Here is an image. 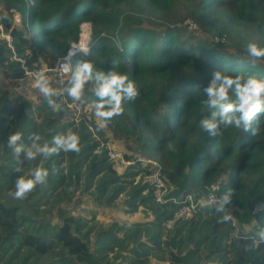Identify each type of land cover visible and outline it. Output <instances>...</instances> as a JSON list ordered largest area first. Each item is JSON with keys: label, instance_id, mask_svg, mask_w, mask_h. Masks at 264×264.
Returning <instances> with one entry per match:
<instances>
[{"label": "trees", "instance_id": "trees-1", "mask_svg": "<svg viewBox=\"0 0 264 264\" xmlns=\"http://www.w3.org/2000/svg\"><path fill=\"white\" fill-rule=\"evenodd\" d=\"M3 1L9 8L18 9L26 24L15 25L10 9V21L0 22L12 38L10 44L0 37L2 73L13 80L25 78L21 60L28 58L27 51L32 53L29 63L42 58L53 64L67 54L71 41H78L81 24H92L91 52L87 56L77 53L72 64L91 60L97 70L114 68L136 83L139 96L124 104L123 114L114 117L109 126L117 134L133 136L137 144L129 148L141 154H126L132 164L118 173L105 152L94 153L98 144L94 134L103 133L94 124V110L86 107L96 99L92 84L86 85L82 103L66 96L55 97L62 105L59 113L48 107L44 97L34 104L25 94L13 93L0 84L1 191L13 195L18 176H26L36 167L49 169L46 184L37 186L25 199H0V264H118L119 252L123 251L129 252L132 263L140 264L145 259L152 264L148 256L160 252L158 260L164 264H264L260 257L264 256V243L258 252H244V246L264 226V211L256 210L257 203L264 200V116L256 136L230 127L211 138L199 126L200 119L210 116L211 110L203 103V88L214 71L264 79V63L253 66L248 56L235 55L206 39L185 37L168 24L147 27L132 22L131 14L120 13L123 7L166 12L178 0ZM195 1L194 17L210 24V30L216 24L214 19L221 18L226 24L245 28L264 47V0ZM220 29L211 32H226L224 27ZM70 103L84 110L81 116L76 114L78 120L67 119L72 113ZM68 130L80 137L78 154L61 151L49 158L38 154L29 161L22 152L17 160L7 147V137L15 131L23 132L25 145L32 144L30 133H38V144L51 146L53 136ZM146 155L156 158L154 169L143 167ZM17 165L22 171H13ZM158 169L167 183L165 196L169 200L156 201L152 189L146 190L148 182L140 179L125 202L131 212L142 210L152 218L124 227L116 223L100 228L93 242L89 234L94 225H88L86 216L60 211V219L54 224L40 212L41 202L55 196L69 200L72 190L81 186L92 188L96 201L112 204L126 190L127 178ZM221 177L220 195L229 188L234 190L233 202L227 206L232 210V221L219 222L224 213H217L213 203L188 218L177 219L170 227L165 225L187 193L200 197ZM254 221V229L247 230L245 225ZM204 248L208 251L203 256L205 261L200 255ZM109 252L115 253L109 256Z\"/></svg>", "mask_w": 264, "mask_h": 264}, {"label": "clouds", "instance_id": "clouds-1", "mask_svg": "<svg viewBox=\"0 0 264 264\" xmlns=\"http://www.w3.org/2000/svg\"><path fill=\"white\" fill-rule=\"evenodd\" d=\"M2 21H10L8 13L0 14V22ZM2 26L0 23V27ZM80 37L78 41L69 43L67 54L57 61L55 70L59 73V80L55 83L63 86L60 91L58 92L53 87L54 82L37 64L33 65L36 77L34 86L47 101L48 107L53 112L59 113L63 109L55 97L66 96L73 101L82 103L86 85L92 84L91 91L96 99L91 103V107L95 117L99 119L97 129L102 130L114 117L123 114L124 104L136 100L139 90L136 83L129 79L126 73L118 72L114 68L107 72L97 70L91 60H80L73 65L71 61L77 53L87 56L91 52L92 25L90 22L81 25ZM245 50L247 55H241V57L248 56L253 66L264 60V47L259 46L256 42L247 43ZM23 60L21 61L23 62ZM55 60L53 64H48L54 65ZM25 65L32 67L26 62ZM25 77H27L26 74ZM203 93L205 97L203 103L211 112L210 116L206 115L200 119L199 126L209 137L217 138L230 127L250 133L252 136L259 133L260 117L264 116V79L257 78L255 75L238 74L233 76L216 70L203 88ZM28 138L32 140L31 145H25L22 142L24 140L22 131H15L8 135L7 147L11 149L17 160L22 152L25 154V159L31 161L35 160L38 154L49 158L61 151L78 154L81 150L80 137L72 130L53 136L51 146L48 143L40 146L38 141L41 140V136L38 133H30ZM13 171L20 172L22 169L17 165ZM48 177L49 169L46 167H36L28 175L18 176L15 181L14 198L25 199L37 186L46 184ZM233 195L234 190L229 188L219 197L214 198L215 211L224 213L219 220L221 223L234 219L231 211L227 210V206L233 202ZM262 243H264V226L259 227L255 237L251 239V243L244 246V252H258ZM260 257L264 259V256Z\"/></svg>", "mask_w": 264, "mask_h": 264}, {"label": "rangeland", "instance_id": "rangeland-1", "mask_svg": "<svg viewBox=\"0 0 264 264\" xmlns=\"http://www.w3.org/2000/svg\"><path fill=\"white\" fill-rule=\"evenodd\" d=\"M195 6H196L195 0L192 1L178 0L175 6L171 10H168L166 12L164 11L153 12L148 8L144 10H139L138 8L123 7L120 10V13L123 16L131 14L132 22H141L144 26L147 27L149 26L161 27L163 25L168 24L171 27H174L175 29L181 31L183 36L187 37L193 35L194 38L196 37V40L198 41H200V39L202 40L206 39L210 41L211 38L209 39L210 34L208 32L218 31L221 30L220 28L224 27L226 31L224 32L226 33L225 43L224 44L221 43L220 46H216V45L214 46L223 48L224 50L232 52L240 57L241 55L242 56L247 55V53L243 52L246 48L247 43L258 42L256 36L249 35L248 31H246L245 28L238 25L226 24L225 20H221V18L214 19L216 20V24L212 27L213 29L210 30L209 28V26H211L210 24L208 26L207 25L208 23H202V20L198 18L196 15L194 17L193 11ZM9 9L14 10V24L17 26L24 27L26 24L23 23V16L21 13L18 12V9H16L13 6L9 8V6L3 0H0V14L8 13ZM191 23L197 25V29L193 28ZM204 24L206 27L203 26ZM1 30H4L3 26L0 27V31ZM5 34H7V32ZM0 37L3 38L1 35ZM237 48H239L240 50ZM27 52L29 53L28 58L32 57L31 51H27ZM28 58H25L26 64L29 63ZM45 62L48 63L42 58H35L33 62L29 63V65L33 66L34 64H37L40 66L42 63ZM261 63H264V60H261ZM3 69L4 68L0 64V84L2 87H7L11 89L13 93L25 94L28 98H30L33 101L34 104H38L41 101L43 96L40 94L39 90L34 86L35 79L25 77L22 79L13 80L6 77L2 73ZM48 76L50 80L55 81L54 75H48ZM69 107L72 110L71 111L72 113L68 114L67 119L78 120L79 115L81 116L84 112L82 107L75 106L73 103H70ZM86 107L87 109L91 110L90 105L87 104ZM77 113L80 114L77 115V118H75ZM37 120L40 121V119ZM93 120L95 122L94 124L98 125L99 119L95 117V115L93 116ZM93 129L98 133L96 127H93ZM101 132L103 133V135L113 137L114 146L117 149L122 150L125 154L133 153L134 155L140 156L141 153L138 150L129 148L130 144L131 145L137 144L136 142H134L133 136L125 137L115 133L114 131H112L111 127L109 126V123L105 128L102 129ZM155 161L156 158L153 155H146L145 158L143 159V165H144L143 167H147V168L151 167L154 169V167H156ZM124 170L125 168L119 171V173H124ZM145 175L146 174L140 171L135 176L131 178H127V180L124 182V184L126 185V190L122 194H120L112 202V204L105 205L103 203H100L99 201H96V199L92 195L93 189L92 188L86 189L84 186H81L80 189L72 190V192L70 193L69 200L65 198L62 199V196H60V199H58L57 196H55L53 199L46 201L45 203L41 202L42 204L39 207L40 212L42 214H45L46 217L50 218L54 224H56L60 219L59 218L60 211H62L64 215L83 216V217L86 216L88 218L87 220L88 225L89 226L94 225L93 232L89 234L90 240L93 242L96 239L97 232L100 228L106 229L110 227L112 224H116V223L124 227L127 223L133 221H139V220L146 221L147 219L152 218V217L148 218V216H146L144 211L142 210L131 212L129 210V206L125 202V199L128 196V192L135 185H137L140 179H142L143 180L142 182H144ZM223 176L225 177V175ZM221 178L223 179V177ZM1 190L2 189L0 184V199L14 202L15 198L11 193L2 192ZM30 201H35V199H30ZM227 210L231 211L232 213L231 209H227ZM255 224L256 221H254L251 224H247L245 226L247 230H249V229H254ZM207 252L208 251L205 248L202 249V251L200 252L203 261H205L203 256H205ZM114 253L115 252H109V256L113 255ZM119 253H120V257L116 260L118 264H140V263H132L131 259L127 257L129 255L128 251H123ZM160 256H161V252L158 254L152 253L148 257L150 258L152 264H164L163 263L164 261L158 260ZM147 260L148 259H145L144 262L145 264H147Z\"/></svg>", "mask_w": 264, "mask_h": 264}, {"label": "built area", "instance_id": "built-area-1", "mask_svg": "<svg viewBox=\"0 0 264 264\" xmlns=\"http://www.w3.org/2000/svg\"><path fill=\"white\" fill-rule=\"evenodd\" d=\"M12 11L14 10L12 9ZM191 25L193 26V28L197 29V25L192 24V23ZM5 33L6 32L4 30L0 31V35L4 37L5 39H7V41L11 44L12 38L10 34L9 33L5 34ZM208 33L210 34L209 39L211 38L212 41L211 40L210 41L214 45L220 46L221 43L223 44L225 43V40H226L225 34L211 33V32H208ZM243 52L246 53L245 50ZM62 57H59L58 59H56L54 62V65H49L46 62L40 65V68L43 69L47 75L55 76V81L53 82H54V85L58 87L59 89H61V87L63 86L59 85L58 83H55L56 81L59 80V73L56 72L55 67L57 65V61L61 59ZM22 63H23V66L25 67V74L27 75V77L36 79L35 74H34L35 69L33 68V66L29 67L25 65V60H23ZM94 135L96 139L98 140V144L96 145L94 149V153L100 154V153L105 152V154L108 156V158L112 162L113 168L117 172L121 171L123 168H125L126 170L128 165L132 164V161L127 159L126 154L122 150H119L114 146L113 137H109L107 135L100 136L96 133ZM145 181L148 182V187L146 188V190L152 189V192L154 194L156 201L161 203V202H167L169 200V198L165 196L166 191H167V183L165 179L161 176L159 169L152 171L149 174H146ZM222 183H223V179L219 178L217 181L210 184L208 186V190L206 191V193H204L200 197H196L195 194L192 192L187 193L185 199L182 201L183 203L180 206V208L173 214L172 217L166 219L165 225L170 227L173 225V223L177 219L188 218L189 216L196 213L203 206L207 204L215 203L214 198H217L220 196V190L222 189ZM256 210L264 211V200L257 203Z\"/></svg>", "mask_w": 264, "mask_h": 264}, {"label": "bare ground", "instance_id": "bare-ground-1", "mask_svg": "<svg viewBox=\"0 0 264 264\" xmlns=\"http://www.w3.org/2000/svg\"><path fill=\"white\" fill-rule=\"evenodd\" d=\"M80 39H81V37H80Z\"/></svg>", "mask_w": 264, "mask_h": 264}]
</instances>
